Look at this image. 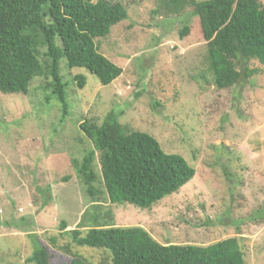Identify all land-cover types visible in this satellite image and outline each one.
Instances as JSON below:
<instances>
[{
  "label": "rangeland",
  "instance_id": "1",
  "mask_svg": "<svg viewBox=\"0 0 264 264\" xmlns=\"http://www.w3.org/2000/svg\"><path fill=\"white\" fill-rule=\"evenodd\" d=\"M107 1L128 12L96 41L124 70L117 80L103 86L62 59L66 116L55 97L48 101L44 78L27 95L0 92V264H35L27 263L35 240L48 249L51 264H71L75 255L111 264L108 251L75 245L61 225L75 230L84 220L90 226L98 214L72 161L93 149L81 124H101L112 111L130 131L150 134L166 153L182 156L196 175L152 209L99 195L101 214L111 212L116 227H142L164 245L206 247L239 237L246 263L264 264V74L227 90L196 80L210 77L207 42L189 7L178 14L162 0ZM76 76L85 78L83 88ZM97 160L95 186L102 190Z\"/></svg>",
  "mask_w": 264,
  "mask_h": 264
},
{
  "label": "trees",
  "instance_id": "2",
  "mask_svg": "<svg viewBox=\"0 0 264 264\" xmlns=\"http://www.w3.org/2000/svg\"><path fill=\"white\" fill-rule=\"evenodd\" d=\"M162 4L178 14L189 7L199 21L211 78L201 74L196 80L211 81L218 90H227L264 74V4L260 0H162ZM127 18L123 4L107 0H0L1 94L27 95L33 82L44 78L43 90L52 96L48 101L55 97L66 116L70 106L61 60L66 59L70 69H87L103 86L111 85L124 70L100 52L96 41L107 38ZM189 31L185 26L183 35ZM75 80L79 88L85 86L83 76ZM80 128L93 149L72 164L87 193L95 198L98 214L90 226H82L84 220L75 230L61 225L71 242L108 251L111 264H247L239 237L206 247L164 245L142 227H116L111 212L101 214L99 195L105 194L111 204L152 209L179 192L196 171L182 156L166 153L155 137L130 131L115 111L101 124L87 119ZM96 159L102 190L95 186ZM27 263L51 264L48 249L38 240ZM71 264L88 263L75 255Z\"/></svg>",
  "mask_w": 264,
  "mask_h": 264
}]
</instances>
